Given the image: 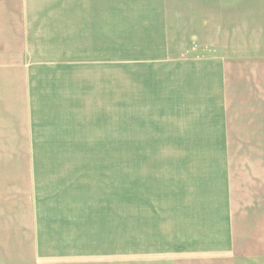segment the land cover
I'll return each instance as SVG.
<instances>
[{
	"label": "crops",
	"instance_id": "0c3cea01",
	"mask_svg": "<svg viewBox=\"0 0 264 264\" xmlns=\"http://www.w3.org/2000/svg\"><path fill=\"white\" fill-rule=\"evenodd\" d=\"M238 7L0 0V264H264V0L261 30ZM89 69L133 119L102 191Z\"/></svg>",
	"mask_w": 264,
	"mask_h": 264
},
{
	"label": "rangeland",
	"instance_id": "374dc122",
	"mask_svg": "<svg viewBox=\"0 0 264 264\" xmlns=\"http://www.w3.org/2000/svg\"><path fill=\"white\" fill-rule=\"evenodd\" d=\"M227 0H222V3H225ZM238 6L243 7L245 12H243L246 19L250 21V29H260L259 19L261 16L255 14L257 18L252 17L253 4L257 3L258 0H237ZM238 7V14L240 15L241 9ZM255 28H254V27ZM90 70V69H89ZM117 70L110 69L107 71L93 70L89 71V184H98L100 186V191H102V185H108L109 183H114L116 181V174L110 173L108 179V173L103 174L102 178L99 175L98 169L101 166L94 165V163H101L98 160L109 159H133L136 156V152L133 149H123L119 146L124 145L119 141L121 136L124 137L125 134L119 135L118 130L121 125H126L128 123L132 125L131 119H124L120 117L119 114V101H118V86L116 82ZM132 109V107L130 108ZM126 113H131L132 110H128L126 107ZM132 135L126 134L125 137H130ZM125 145H128V142H125ZM3 157H6L5 152ZM140 153V151H138ZM145 152V151H143ZM15 153V152H14ZM161 155H165V151H159ZM102 174V173H101ZM111 181V182H110ZM96 190V189H94ZM105 191V190H104ZM98 204L104 206L106 199L103 198V195L99 193L97 199ZM100 202V203H99ZM95 205H98L94 201ZM105 207V206H104ZM97 213V211H95ZM98 213L96 218H98Z\"/></svg>",
	"mask_w": 264,
	"mask_h": 264
}]
</instances>
